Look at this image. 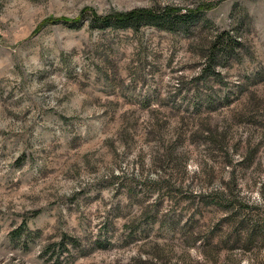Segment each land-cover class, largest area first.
I'll use <instances>...</instances> for the list:
<instances>
[{
  "label": "rangeland",
  "instance_id": "374dc122",
  "mask_svg": "<svg viewBox=\"0 0 264 264\" xmlns=\"http://www.w3.org/2000/svg\"><path fill=\"white\" fill-rule=\"evenodd\" d=\"M0 264H264V0H0Z\"/></svg>",
  "mask_w": 264,
  "mask_h": 264
},
{
  "label": "trees",
  "instance_id": "16d2710c",
  "mask_svg": "<svg viewBox=\"0 0 264 264\" xmlns=\"http://www.w3.org/2000/svg\"><path fill=\"white\" fill-rule=\"evenodd\" d=\"M187 17L177 13L176 9H167L162 13L157 14L151 10H136L129 13H120L106 18L96 17L92 20L94 27L103 24L106 27L113 29H134L138 30L142 25L149 24L165 29H174L180 23L185 22ZM188 20V19H187ZM213 51H215L213 49ZM224 140V138H223ZM252 157V155H250Z\"/></svg>",
  "mask_w": 264,
  "mask_h": 264
}]
</instances>
